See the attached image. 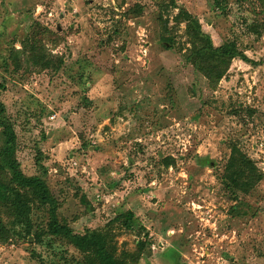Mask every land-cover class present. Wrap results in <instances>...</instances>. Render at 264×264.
I'll list each match as a JSON object with an SVG mask.
<instances>
[{"label":"rangeland","instance_id":"1","mask_svg":"<svg viewBox=\"0 0 264 264\" xmlns=\"http://www.w3.org/2000/svg\"><path fill=\"white\" fill-rule=\"evenodd\" d=\"M181 8L261 61L211 84ZM0 101L20 170L43 164L73 232L132 264H264V0H0ZM230 145L263 174L245 192L225 180ZM29 208L27 230L0 201V264H98Z\"/></svg>","mask_w":264,"mask_h":264},{"label":"trees","instance_id":"2","mask_svg":"<svg viewBox=\"0 0 264 264\" xmlns=\"http://www.w3.org/2000/svg\"><path fill=\"white\" fill-rule=\"evenodd\" d=\"M216 1L218 2V0ZM174 19L177 22L184 21L185 23L184 30L190 44L186 56L187 60L211 84L217 83L225 75L235 57H240L252 65L261 61L255 62L248 58L238 49L233 40H226L219 45H214L209 35L201 29L197 18L184 8L175 14ZM254 32H258L257 28H254ZM167 42L170 44L168 40ZM44 63L46 64V61ZM0 130L5 137L0 148V201L10 208V214L14 215L16 221L27 223V230L30 229V220L27 218L30 211L29 203L35 201L40 206L47 207L46 231L73 244L75 248L87 256V262L91 263L94 258L98 264H132L125 259L124 255L116 256L114 254L113 249L108 246L105 233L98 230H86L83 234L75 233L66 223L59 222L57 201L51 195L45 182L46 169L43 164L36 159L41 175L26 176L19 168V163L14 157L16 135L1 101ZM2 173L7 174V177H2ZM262 175V172L255 167L248 156L235 145H230L224 176L231 187L245 192L250 185L261 179ZM84 203L87 204L85 200ZM123 216L125 224H128L127 222L133 218L130 211L125 212ZM143 245L144 241L139 240L137 252L131 257V260L137 261Z\"/></svg>","mask_w":264,"mask_h":264},{"label":"built area","instance_id":"3","mask_svg":"<svg viewBox=\"0 0 264 264\" xmlns=\"http://www.w3.org/2000/svg\"><path fill=\"white\" fill-rule=\"evenodd\" d=\"M51 117H53V116H51Z\"/></svg>","mask_w":264,"mask_h":264}]
</instances>
